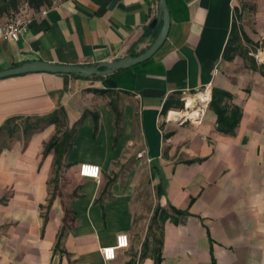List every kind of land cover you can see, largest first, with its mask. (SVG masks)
I'll return each mask as SVG.
<instances>
[{"label": "crops", "instance_id": "crops-1", "mask_svg": "<svg viewBox=\"0 0 264 264\" xmlns=\"http://www.w3.org/2000/svg\"><path fill=\"white\" fill-rule=\"evenodd\" d=\"M166 1L167 37L144 62L101 77L0 79V264H155L157 247L159 264H264V0L256 20L241 0ZM31 12L18 41H0V71L138 56L155 38L158 0H56ZM213 89L227 94V115L240 110L232 134L209 104L197 121L184 110ZM59 108L70 146L54 189L43 148ZM81 164L98 166L99 180L79 176ZM148 185L152 217L157 207L170 217H151L152 236L132 250ZM122 233L128 248L105 261L101 249Z\"/></svg>", "mask_w": 264, "mask_h": 264}, {"label": "trees", "instance_id": "trees-1", "mask_svg": "<svg viewBox=\"0 0 264 264\" xmlns=\"http://www.w3.org/2000/svg\"><path fill=\"white\" fill-rule=\"evenodd\" d=\"M56 0H22V5H26L31 11H38L41 8H48L53 5ZM20 8L18 0H0V20H3L7 14L11 11H16ZM77 77V76H74ZM227 96V94L221 90L213 89L212 90V100L209 103V108L212 109L217 115V129L225 134H232L234 128L236 127L239 117L240 110L234 108L231 111V115L226 114V107L221 105L222 98ZM49 122L55 124L56 132L50 138L48 142L44 144L43 155L53 151V180L54 189H56V181L59 176L61 161L63 155L68 151L70 146V131L64 129L66 124V113L63 108H59L55 111L51 117H49ZM172 212L177 215H182V212L171 208ZM170 215L166 210L157 207L154 211L152 219H160L164 221L169 218ZM157 251L156 256L154 257L155 264H159V253L158 247L155 249ZM143 257V255H141Z\"/></svg>", "mask_w": 264, "mask_h": 264}, {"label": "water", "instance_id": "water-1", "mask_svg": "<svg viewBox=\"0 0 264 264\" xmlns=\"http://www.w3.org/2000/svg\"><path fill=\"white\" fill-rule=\"evenodd\" d=\"M170 17L166 0H158V15L150 23L149 28L155 36L153 43L138 56H126L111 62H101L93 66L53 64L40 60L28 61L19 66L0 71V79L10 76L22 75L27 73H52L89 78L92 76H107L120 69L130 68L136 64L149 59L164 43L168 29ZM189 109V100L184 101V110Z\"/></svg>", "mask_w": 264, "mask_h": 264}, {"label": "built area", "instance_id": "built-area-1", "mask_svg": "<svg viewBox=\"0 0 264 264\" xmlns=\"http://www.w3.org/2000/svg\"><path fill=\"white\" fill-rule=\"evenodd\" d=\"M32 20V12L26 5H22L16 11L9 12L7 16L0 21V41H18L28 31ZM255 58L259 59V54H255ZM198 93L199 92H197V94ZM209 102V98H205L201 101L198 96H195L189 101V108L193 107L195 112V116L192 117L193 121L199 120ZM78 174L83 178L99 180L100 169L96 165L81 164L78 169ZM128 246V236L123 233L118 234L114 246H108L101 249L102 257L105 261L114 260L116 251L119 249H126Z\"/></svg>", "mask_w": 264, "mask_h": 264}, {"label": "rangeland", "instance_id": "rangeland-1", "mask_svg": "<svg viewBox=\"0 0 264 264\" xmlns=\"http://www.w3.org/2000/svg\"><path fill=\"white\" fill-rule=\"evenodd\" d=\"M22 0H18V4L21 7L22 6ZM240 7H254V14H249L245 16L248 20H256V12L261 8V2L260 0H241L239 2ZM249 17V18H248ZM149 184V183H148ZM142 196L139 198L141 199L140 203H137V206L135 208V214H134V228L132 232L131 237V243L130 246L132 250H135L136 248H139L141 244L144 242L146 237H151L153 234V230L148 231L149 224L151 223V217L153 210L156 206L157 202V195L155 188H151L149 185L146 187L141 193ZM140 201V200H139ZM156 236H158L159 231L156 229V233H154Z\"/></svg>", "mask_w": 264, "mask_h": 264}, {"label": "bare ground", "instance_id": "bare-ground-1", "mask_svg": "<svg viewBox=\"0 0 264 264\" xmlns=\"http://www.w3.org/2000/svg\"><path fill=\"white\" fill-rule=\"evenodd\" d=\"M198 98H199L201 101H203L205 98H208V96H204V95L200 94V95L198 96ZM180 116H181V114H178V113H175V112H171V113L169 114V119L173 120V119H176V118H178V117H180ZM167 117H168V116H167Z\"/></svg>", "mask_w": 264, "mask_h": 264}]
</instances>
